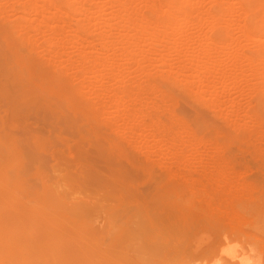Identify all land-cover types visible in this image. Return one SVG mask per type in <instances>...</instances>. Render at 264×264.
Instances as JSON below:
<instances>
[{
	"label": "rangeland",
	"instance_id": "rangeland-1",
	"mask_svg": "<svg viewBox=\"0 0 264 264\" xmlns=\"http://www.w3.org/2000/svg\"><path fill=\"white\" fill-rule=\"evenodd\" d=\"M3 1L4 0H0L2 7L5 8L3 9L1 7V12L2 10L5 11L0 14V138L14 149L13 164L9 170V172H11L9 174L12 178L13 187L18 193V202H20V205L18 211L15 209L13 210V221L14 224L18 223L21 225L22 237L32 241H39L41 239H47L48 237L53 238L59 247L71 254L68 255V257L73 260V264L74 262H76V264H81L83 261L89 264H133L132 262H135V264H264V96L260 95V98V93L254 92L255 88H253V85L261 78L259 73H257V75L259 74L258 76L260 78H256L258 80L255 79L257 76L254 78L251 76L255 65L245 64L248 63L245 57L256 55L258 51L260 52V45L264 47L262 44L264 42L261 41L259 45V42H256V44L252 40H243L240 37L241 29L238 28H240L244 21L243 16L241 15L240 17L238 11L240 7L238 5L240 4L236 0L221 1L220 4L222 5L220 7L223 6V13L226 10V6L229 5L233 7V10L228 13L225 12L223 15L221 14V18L218 17V19L220 18L222 20L219 19L220 22L218 25L221 24V26H219L221 29L219 34L216 35V32L209 30V23H211V21H209L210 18L208 17L209 20H207L208 18L206 17V20L204 18L208 12L214 10V0H201L202 2H200V0H191L193 1L191 3L194 4L189 6V4H191L189 3L186 6L187 10L192 14L191 17H188L190 22L188 21L189 23L186 22L183 24L180 30L177 28L179 30H177V32L179 33L176 32L174 34V31H176L174 28V31L173 29H167V36L169 39H167L168 37L166 36L168 41H165L164 38L165 42H161L159 34H161L162 37L165 35V33H163L165 32L163 31V27V29H160L161 27L156 28V31L159 30L162 32L158 34L159 31H155L156 33H154L156 35L158 34L157 37L153 33L155 29L153 31L151 29L144 30L140 32L139 35L137 31L135 33L134 29L131 27L134 21L139 22L137 18L140 19L141 17L140 21L146 20V17L143 16L147 15V9H145L144 2H140V0H135V2H132L133 0L126 1L130 4V7L126 4L130 10L139 13V16H131L133 17L131 18L132 23L129 19L117 18V20L113 17L115 11L119 13H121V11L115 10L112 6L109 8L110 4L107 3L110 2V0H85L86 3L84 0H79L84 2V6H87L85 7L86 11L83 10L81 15L79 13L76 15L74 14L75 18H73V15H68L72 18L71 20L67 19L69 18L67 16L66 19L69 20V22L71 21L70 24L72 23L73 25L77 23L75 22L77 21L76 19H80L83 24L86 23L85 27H88L87 31L84 30V32L91 30L89 32L92 33H81V31L74 32L75 37H79L77 34L81 33L80 38L77 39L73 36L74 33L69 26H65L66 28L68 27L67 29L63 27L67 34L65 32L61 35L58 30L60 27L62 28V22L56 24L55 21L52 24V28H54L55 31L57 30L56 32H59L61 36L57 34L58 36L54 35L51 37L48 29L45 26V28H43V26L41 28V24L39 25V23L36 25L40 26V30L32 32L34 26H36L35 23L39 22L38 20H40V18H37V20L34 19L36 22L33 20V27H31V29L30 27H25L26 29L22 28L19 24V19H17L22 12L15 9L14 0H6L7 2ZM25 1L26 0H20V2ZM152 1L155 4H160V6L154 4V9L156 10L157 7H159L161 13L162 0H156V2L155 0ZM99 5L100 7L97 8ZM9 6L10 8H8ZM159 8L157 9V13H159ZM188 8H193L192 13ZM201 12H205L206 14H201ZM101 14H104L103 16L105 18L103 17V19L105 20L111 16V19H114L104 20L105 23H102ZM116 15V17H118V13ZM30 16L33 17V14ZM15 17H17V20L14 19ZM72 19H75L73 20L75 23ZM11 20H13L12 25L15 24L16 26L10 27ZM121 20L125 23L124 25H121L123 24L121 22V24L119 23ZM107 21L110 22L107 23ZM7 22L9 25H6ZM65 22L64 25H69V22ZM130 23L131 25H128ZM54 24L58 25L59 28L56 26V29ZM108 24H110L111 27ZM73 25H70V27H75ZM222 26L227 30L224 31ZM8 27L10 28L8 29ZM11 28L12 30L10 31ZM13 28H15V31ZM129 29H133L131 30L132 33L128 32L130 31ZM13 31L15 33L18 31V33H14V35ZM169 31H173V34ZM34 33L37 34L38 37L35 36ZM133 33L136 36L139 35L137 37H140V39L143 37L141 39L143 42H141L140 39L138 40L136 36L134 37ZM212 33H214V35ZM221 33L226 35L229 34L226 36ZM17 34H19L20 38H18ZM99 34L103 37L102 46H100L102 37ZM207 36L212 37L216 42H218V38L224 40L226 37L224 40L225 44L220 40V44L216 46L220 48H216V44L214 46L212 44V47L206 48L203 41L206 40L205 38H208ZM43 37L45 38L44 41ZM46 37L51 38L54 42H56L55 40L58 41V43L56 42L58 47L54 46L56 47L55 50L53 49L54 47L52 48L54 53L52 52L51 54L50 52L51 56H49V50L47 51L48 53L46 52L47 47H42L43 42L45 43H43L44 45H47L48 38L46 39ZM58 37H62L60 39L61 43ZM149 37L150 39H154V37L157 39L159 38L161 43L156 39L157 42L154 41L153 44H150L151 46L147 44L149 40H147L146 43L148 46L143 45L145 44L144 38ZM21 38L24 39L22 40L23 43L20 40ZM135 38H137L138 41ZM196 38L198 41H196ZM200 38H202L201 41L199 40ZM6 39L10 41H6ZM75 39L82 40L76 41ZM112 39H115V43ZM262 39L264 40V38ZM73 40H75V42H73ZM120 40L123 44H126H124L125 47L120 43ZM174 40L177 41L175 43L180 41V45L178 44L179 47L176 49H170V47H173L170 43H172L171 41L174 42ZM32 41L37 45L33 43L34 45L32 46ZM104 41H106V43L110 41L112 42L111 44L115 46L110 45L108 49L107 47L103 49ZM199 41L201 43L203 42L202 44H204V46H201ZM116 42L118 44H116ZM195 42H197V44L200 43L199 46H197ZM59 43L61 45H59ZM98 45L103 48L98 47ZM127 45L129 49L126 47ZM133 45H137V48H133ZM75 46L77 48H75ZM78 46L80 47L79 50L82 51L84 48L83 51L89 52L90 57H92V54L94 55L92 58L97 57V59H99L98 62H102L101 66L104 65L105 62L110 63L109 65L111 67L108 68L109 70L107 69L108 72L103 70L100 64L93 65V62L96 61L95 58V60L92 59L93 61H87L84 64L85 67H77L76 64L78 63L76 62L79 60L78 62L80 63L81 59V56H79L81 51L78 53ZM227 46L228 48H226ZM204 47L212 51H207ZM213 47L218 51H215ZM263 47L261 48L262 50ZM52 49H50V51ZM117 49L119 53L116 51ZM120 49H122L121 53ZM125 49L129 51L132 50L133 52L126 51ZM142 49H144L143 54L141 53L143 51ZM123 50H125L124 52L126 53H123ZM203 50H206V55H204ZM56 51L59 52L60 55H58ZM225 51L227 53H225ZM16 52L22 53L24 57L23 62L16 60ZM176 53L178 55H176ZM53 54L56 55L54 56ZM124 54L131 56L128 57ZM132 55H134V61ZM160 55H163V62H165L164 64L166 65L162 63ZM59 56L62 57V59L67 57L66 59L70 67L67 62L65 61L64 63V60L62 61ZM77 56L80 58H77ZM75 57L77 61H75ZM120 57L122 59H119ZM141 57L143 60L140 59ZM68 58H70L71 63ZM71 58L74 59V61ZM47 59H49L48 64H46L48 62ZM59 59L62 62H59ZM207 59L208 63L206 62L205 64L204 62ZM216 59L219 61H215ZM155 60H157V62H155ZM151 61H153V63ZM201 62L205 65L209 64L211 70L209 69L207 74H205V72L197 77L199 73L198 70L201 69L199 67ZM217 62L219 63L217 64ZM260 64L261 66L263 65L262 63ZM260 64H256L254 68L260 67L262 70L263 66H259ZM144 65L147 70L145 68L142 70ZM73 66L79 69L82 68L83 72H90L89 74L86 72L84 73L86 76L84 74L82 76V72L79 73L81 69L79 70ZM247 66L253 70H249ZM92 67H95L94 69H96V72ZM230 68H232V70H230ZM257 68L254 72L260 71V69ZM24 69H26V71H24ZM97 70L100 71V73L97 72ZM90 73L94 76H97L99 73L98 76L100 77L97 76L93 78ZM159 73H166L170 76L173 75L175 80L177 79L176 82L179 83L171 85V81H167V79L164 80L167 76L165 75L166 77L164 76L163 78ZM102 74L104 76H102ZM151 74L154 75V77L152 76L153 78H150ZM87 76H91L90 82L88 81V83L85 80ZM172 77H169V79L174 81ZM45 79H48L47 83ZM116 79H119L118 81H121V83H118ZM262 79L264 78H261L260 81ZM84 80L86 82H84ZM91 81L96 82V84L91 85L94 91L88 88V90H90V93L88 91L89 95L95 96L97 94H95V92L103 93L108 87L107 91H105V94L108 93L107 97L103 96L105 95L104 93L101 96L103 99L105 97V102L110 101V99L112 100L114 95H120L125 88L128 90L130 87V92L135 90L136 92H134L138 94L137 97L134 93L137 98L126 90L123 95L124 98L126 95H128V97H133L130 98L131 102H134L136 105H130L131 109H129V106L127 108L132 114L134 112L138 115V113H140V111H138L140 110L138 104L142 106L140 108L144 116H142L145 123L143 126L144 129L132 127L135 122L137 123V120L139 121V115L141 116V114L138 116H134L133 114L131 116L133 121L129 120V124L124 123L125 125L123 126L126 127L122 129L121 124L123 122L120 118L118 119L115 117L117 114L111 103L109 104L108 102L109 105H106L104 100L99 98L100 96L97 97L103 100L104 105H106L104 107L102 101H99L96 96L99 102L95 100V97L91 98L92 96L88 97L89 100H87L85 97L88 94L86 93L85 95L84 93L87 92L86 87H90ZM115 81L118 86L115 84ZM30 83H33L36 87L34 88ZM79 84L81 86L87 84V86H85L84 89L83 87L81 88ZM260 84L261 83L258 82L259 86ZM113 85L118 88L120 86H125V88L120 87L122 90L120 88L117 90L118 88H114ZM263 85L264 83L261 87H258L264 88ZM101 87L103 89L105 87V89L103 90ZM76 88H81L82 90L80 89L78 92H81L82 95V91H84L83 94L85 96L80 95V97L77 95L78 93L75 94ZM97 88H100V90ZM110 88L113 90L110 91ZM26 89L32 90L33 94H28L26 96L24 94ZM114 89L118 91V94L113 93L112 95ZM138 89L139 91L137 92ZM256 89L258 88L256 87ZM140 91L142 92V96L140 95ZM110 93L111 95H109ZM109 96H112V98H109ZM128 97H126V100H128ZM90 98L96 101L95 104L97 103L98 105L94 107L95 104L90 102ZM134 98H136V102ZM257 99L259 100L257 101ZM198 100L199 102H197ZM89 102L91 105L88 106ZM111 105L113 108H111ZM155 105L159 110L154 107ZM85 106L88 109H86ZM90 106H93L92 109ZM132 107L135 108L132 110ZM101 108L107 116L109 115V119L112 117L116 120L111 122V120L113 121V119H111L109 123H107L109 120L107 117L105 118L107 121L103 122V118L106 117V115L103 113V110L101 111ZM127 109L124 111L127 112ZM90 110L94 111L93 113L96 112V114L98 112L101 117L104 115L103 118L97 117L99 115L96 114V116L94 114V116L91 115L92 111ZM113 110L114 113L112 112ZM134 110L137 111L135 112ZM230 110L232 111L231 113ZM121 111L123 114V109ZM100 112L102 113L100 114ZM170 112H172V114ZM252 113H255V115ZM122 114L120 113V115ZM110 122L113 126L108 125L111 124ZM157 122H159L160 125L157 124ZM157 127H159L160 130L155 129ZM166 127L168 128L167 131L169 132L167 133L170 134V137H166L167 133L165 132L164 134V132H162L164 131L162 129H166ZM159 132L163 134V137ZM151 133L162 143L155 146L154 140L149 136ZM175 134L178 138L180 135V144L178 142L174 145L175 148H168L172 141L171 135ZM176 136H174V138ZM164 138L167 142H165L166 140H164ZM213 147L218 148L216 155L220 163L216 160V163H212V161L207 164L209 160H207L205 156L209 157L210 155L208 154L214 152V150H212ZM174 149L179 153H182L180 150L183 149L186 151H183V153L187 154V158L182 160V164L173 159L171 154L176 152ZM166 154L169 155L167 156ZM198 155L200 157L202 155L204 156L200 159ZM197 156L199 158L198 160L196 158ZM204 157L205 159H203ZM179 164L185 165L186 167L184 168L186 169H182ZM210 164L213 167H211ZM207 165H210L209 170L213 171V173L215 170L214 174H211L212 172L209 173L207 167H205ZM220 165H224L223 167L226 166L224 170L227 168V173L223 171V167ZM188 168L190 171H188ZM212 168L215 169L211 170ZM218 169H220L221 172L216 171ZM181 170H183V174H181ZM203 171L206 172L205 174H211V177L213 176L214 178L208 175L205 176ZM25 172L27 174H24ZM187 172H191V175ZM216 172H218V175L219 173L222 174V172L224 174H220L221 179L218 176L215 182ZM228 172L232 174L229 175ZM235 175L236 177H233ZM223 176L226 178L228 176L230 181L233 180L234 191L238 201H236L237 199H231L233 191L230 192L232 193V195H229L230 197H227L224 193L219 191L220 194L217 191L218 188L215 192L216 194L214 191H210L215 188L216 185L214 184H219L220 180V185H222ZM202 179L206 180V182L207 179L210 182L213 179L212 182L215 183H209L214 186L211 187L208 182L206 183ZM247 184L248 186L246 187L245 185ZM199 189H205L206 191L204 190L201 194V192H199L201 190ZM193 192H199V197L196 196L198 193L194 195ZM206 192H208L207 194L210 195L211 198L213 194H215L216 197L215 195L213 197L216 202L213 198V200L211 199L210 201L208 195L204 196ZM217 192L219 193L218 197L220 195L222 197L225 195L226 199L229 198V202H227L224 197L223 199H221V196L217 198ZM201 196H204V198ZM212 201H214L216 205L218 204V206ZM225 201L228 207L222 203ZM209 204H211L210 207L212 205L215 207H212L214 210L208 209ZM216 207L218 208L216 209ZM243 207L245 209L243 212L244 214L241 212L243 211ZM49 208L51 210H49ZM228 209H230V211L233 210V212L235 211L236 215L240 213L237 216H239L242 222L240 220L238 223L237 220H239V218L233 214V212H229ZM226 211L229 216H231L230 213L234 215L231 216L234 219H232V222L229 221L231 217H227L228 215L226 216ZM246 212H248V214ZM246 217H248V219ZM115 225L117 226L116 228H114ZM135 238H138L137 240H139V243L135 241ZM132 244L134 245L132 246ZM39 246L40 244L36 245L35 249L40 250L41 248H39ZM90 252L91 254H89ZM231 255L235 256L231 258ZM240 255L248 261L246 263H241L243 259H238ZM234 258L237 262L234 261Z\"/></svg>",
	"mask_w": 264,
	"mask_h": 264
},
{
	"label": "bare ground",
	"instance_id": "bare-ground-1",
	"mask_svg": "<svg viewBox=\"0 0 264 264\" xmlns=\"http://www.w3.org/2000/svg\"><path fill=\"white\" fill-rule=\"evenodd\" d=\"M5 2H7L6 0H4ZM3 1V2H4ZM22 1V0H21ZM127 0H110V2H108L107 4H110L109 5V8H111V6L112 7H114V9L115 10H120L121 11V13H119V12H117V11H115V13H114V16L113 17H115L116 19L117 18H124V19H129V20H131V23H132V19L131 18H133V17H131L132 15H138L139 16V13L137 12V11H132V10H130L128 7H127V5H129V7H130V4H128L127 2H126ZM129 1V0H128ZM130 1H132V0H130ZM139 1V0H138ZM221 1L222 0H214V5H215V8H214V10L212 11V12H208L207 13V15H205L204 16V18L206 17V18H210V20H209V18L207 19V20H209V21H211V23H209L210 24V28H209V26H208V28H209V30L210 31H212V32H216V35L217 34H219V32H220V29H221V27H219V26H221V24L220 25H218V23L220 22V20H222V19H220L221 18V14L223 15L225 12H229V11H231V10H233V7L231 6V5H229V6H226V10L224 11V13H223V11H222V7H220L222 4H220L221 3ZM240 5H238V6H240L239 7V14H240V17H241V15L243 16V18H244V21H243V23H242V25L240 26V28H238V29H241V35H240V37L244 40V39H249V40H252L254 43H258L259 45H260V42L261 41H263L264 42V40L262 39V38H264V21H262V20H264V0H236ZM26 2V3H25ZM25 2H20V0H14V4H15V9H18V10H20L22 13H21V15H19V18H17V17H15L14 19H19V24L21 25V27L22 28H25V27H30V29H31V27H33V25H32V22H33V20L34 19H36L37 20V18H40V20H38L39 22H36L35 20H34V22H36L35 23V25L37 24V23H39V25L41 24V28H42V26H43V28H47L48 29V32H49V34H50V36L52 37V36H56L57 34H59V32H56L55 31V29L54 28H52V24L56 21V24L59 22V24L62 22V28L60 27V29L58 30V31H60V33H61V35L62 34H64L66 31H64V28L63 27H65V26H69V28L71 29V31H73V33L74 32H77V31H81V33L83 32V33H85L86 31H87V28L85 27L86 25V23L85 24H83V22L80 20V19H76L77 21H75V22H77V23H75L73 20H75V19H72V21L75 23V25H73L72 23L70 24V22H69V20H67V19H70L71 20V18L69 17V16H71V15H73V18H75L74 17V14L76 15L77 13H79L80 15L83 13L82 11L84 10V11H86V9H85V7H87V6H84V2H85V0H84V2L82 1H79V0H26ZM96 2V1H95ZM102 2V1H101ZM104 2V1H103ZM106 2V1H105ZM132 2H135V0H133ZM140 2H144L143 4H145V9H147V15L146 16H143V17H146L145 19L146 20H141L140 21V19H141V17H140V19L139 18H137L138 20H139V22H135L134 21V23H132V25H131V23L130 24H128V25H131V27L134 29V32L136 33V31H137V33L139 34L140 32H143L144 30H148V29H151L152 31H153V33L156 31V28H160V29H163L164 28V30L163 31H165V32H163V33H165V35L162 37L161 36V34H159V33H162V32H160L159 30H157V31H159L158 32V34H159V36L161 37V42H165L167 39H169V37L167 36V29H175L176 31H174V29H173V31H174V34L177 32V28H179V30H180V27L183 25V24H185L186 22L187 23H189L190 21L188 20V17L190 16L191 17V15L192 14H190V12L187 10V4H189V3H191V2H193V1H191V0H162V10H161V13H160V8L159 7H157V9L159 8V13H157L158 11H157V9L155 10L154 8V6L157 4H155V3H153V1L152 0H140ZM155 2H156V0H155ZM200 2H202L201 0H200ZM86 3V2H85ZM98 3V2H97ZM100 3V2H99ZM151 3V4H150ZM197 3V2H196ZM223 3H225V2H223ZM237 3V4H238ZM103 4V3H102ZM127 4V5H126ZM155 4V5H154ZM192 4H194V3H191V4H189V6H191ZM6 5V4H5ZM158 6H160V4L158 3L157 4ZM198 5V4H197ZM103 6V5H102ZM107 6V5H106ZM188 6V7H189ZM196 6V5H195ZM1 7H2V3H0V12H1ZM89 7V6H88ZM100 7V5L99 6H97V8H99ZM3 8V7H2ZM8 8H10V6L8 7ZM94 8V7H93ZM117 8V9H116ZM3 9H5V8H3ZM190 11H191V13H192V9L191 8H188ZM91 10V9H90ZM5 10H2V12L0 13V14H2L3 12H4ZM89 11V10H88ZM113 11V10H112ZM111 11V12H112ZM222 11V12H221ZM96 12H97V10H96ZM110 12V13H111ZM114 12V11H113ZM113 12H112V14H113ZM141 12V11H140ZM207 12V11H206ZM8 13V12H7ZM90 13V12H89ZM118 13V17H116L117 14ZM198 13H200V12H198ZM202 13H205V12H201V14ZM31 14H33V17L32 16H30ZM88 14V13H87ZM141 14V13H140ZM206 14V13H205ZM69 15V16H68ZM84 15V14H83ZM89 15V14H88ZM104 15V14H103ZM102 14H101V21H102V23L104 22L105 23V21L106 20H110L111 19V17L110 18H107L106 20L105 19H103V16ZM106 15V14H105ZM110 15V14H109ZM158 15V16H157ZM204 15V14H203ZM218 15H220V16H218ZM40 16V17H39ZM69 17V18H67L66 19V17ZM85 16V15H84ZM92 16V15H91ZM155 16H157V17H155ZM199 16V15H198ZM32 17V18H31ZM100 17V16H99ZM218 17H220L219 19H218ZM223 17V16H222ZM224 17H225V15H224ZM65 20H64V19ZM105 18V17H104ZM154 18H155V20H154ZM157 18V19H156ZM206 18H205V20H206ZM16 19V20H17ZM92 19V18H91ZM96 19V18H95ZM103 19V20H102ZM114 18H112L111 20H113ZM123 19V20H124ZM134 19H136V18H134ZM190 19V18H189ZM201 19V18H200ZM61 20V21H60ZM84 20V19H83ZM88 20V19H87ZM99 20V19H98ZM105 20V21H104ZM118 20V19H117ZM13 20H11V26L10 27H13L14 25H12L13 24V22H12ZM65 21H67V22H69V25H64V23H66ZM85 21V20H84ZM100 21V20H99ZM137 21V20H136ZM189 21V22H188ZM194 21V20H193ZM208 21V22H209ZM242 21V20H241ZM93 22V21H92ZM110 22V21H109ZM108 21H107V23H109ZM123 23L122 22V20L121 21H119V23ZM124 22H126V21H124ZM207 22V21H206ZM223 22V21H222ZM10 23V22H9ZM14 23H15V21H14ZM106 23V24H107ZM115 23V22H114ZM120 23V24H121ZM128 23V22H127ZM100 24V23H99ZM106 24H104V25H106ZM125 23H123V24H121V25H124ZM193 24V23H192ZM195 24V23H194ZM224 24V23H223ZM226 24V23H225ZM6 25H9L8 24V22H7V24ZM39 25H36V26H39ZM70 25H73V26H75V27H73L72 28V26L70 27ZM77 25V26H76ZM88 25H90V24H88ZM108 25H110V24H108ZM16 26V25H15ZM36 26H34V28H33V31L32 32H35L36 30L38 31V30H40L39 28H40V26L39 27H36ZM45 26V27H44ZM54 26H55V28L57 29V27L56 26H58V25H55L54 24ZM107 26V25H106ZM113 26V25H112ZM185 26V25H184ZM226 26V25H225ZM10 27H8V29L10 28ZM103 27V26H102ZM110 27H111V25H110ZM109 27V28H110ZM126 27V26H125ZM130 27V26H129ZM163 27V28H162ZM198 27V26H197ZM223 27V26H222ZM36 28V29H35ZM58 28H59V26H58ZM68 28V27H67ZM66 27H65V29H67ZM91 28V27H90ZM97 28V27H96ZM108 28V27H107ZM123 28V27H122ZM224 28V27H223ZM15 28H13V30H14ZM26 29V28H25ZM35 29V30H34ZM133 29H131V30H133ZM12 30V28L10 29V31ZM84 30H86L85 32H84ZM113 30V29H112ZM120 30V29H119ZM130 30V29H129ZM128 31V32H131L132 33V31ZM178 30V31H179ZM223 30V29H222ZM225 30H227V29H225L224 28V31ZM230 30V29H229ZM15 31V30H14ZM13 31V34L15 33ZM63 33H62V32ZM89 31H91V30H89ZM86 32L87 34L88 33H92V32ZM94 31V30H93ZM156 31V32H157ZM173 31H169V32H172V34H173ZM97 32H99V31H97ZM100 32H102V31H100ZM155 32V33H156ZM231 32V31H230ZM16 33H18V31L16 32ZM15 33V34H16ZM81 33H79V34H77V35H79V37H75V33H74V37L77 39V38H80V34ZM144 33H146V32H144ZM154 33V34H155ZM177 33H179V32H177ZM225 33V32H224ZM224 33H221V34H224ZM14 34V35H15ZM35 34V33H34ZM48 34V35H49ZM66 34H67V32H66ZM65 34V35H66ZM141 34H143V33H141ZM157 34V35H158ZM213 35H214V33H212ZM229 34V33H228ZM227 34V35H228ZM18 35V38H20V36H19V34H17ZM30 35V34H29ZM60 34H59V36H61ZM100 36H101V34H99ZM98 35V36H99ZM131 35V34H130ZM133 35H134V33H133ZM140 35V34H139ZM139 35H137V36H139ZM144 35H146V34H144ZM149 35H151V34H149ZM156 35V34H155ZM157 35H156V37H157ZM168 35H171V34H168ZM216 35H215V37H216ZM224 35H226V34H224ZM226 35V36H227ZM35 36H37V34H35ZM46 36V35H45ZM58 36V35H57ZM68 36V35H67ZM115 36H117V35H115ZM119 36V35H118ZM126 36H127V34H126ZM136 35H134V37H135ZM136 36V37H137ZM142 36V35H141ZM147 36V35H146ZM166 36L168 37L167 39H166ZM258 36V37H257ZM14 37V36H13ZM38 37V36H37ZM42 37V36H41ZM64 37V36H63ZM84 37V36H83ZM102 37V36H101ZM134 37H133V39H134ZM156 37H154V39H150V37L149 38H144L145 39V41H144V43L145 44H143V45H146V43H147V40H149V42L147 43L148 45H150V44H153L154 43V41H156ZM171 37V36H170ZM208 37V36H207ZM218 37V36H217ZM32 38V37H31ZM44 38V37H43ZM48 37H46V39H47ZM55 38V37H54ZM59 38V37H58ZM62 38V37H61ZM61 38H59V42H60V39ZM85 38V37H84ZM106 38V37H105ZM105 38H104V40H105ZM118 38V37H117ZM130 38V37H129ZM131 38H132V35H131ZM138 38V40L140 39V37H137ZM137 38H135L136 40H137ZM143 38V37H142ZM141 38V39H142ZM153 38V37H152ZM162 38H163V40H162ZM164 38H165V41H164ZM172 38V37H171ZM228 38H229V36H228ZM228 38H227V43H228ZM35 39H36V37H35ZM34 39V40H35ZM41 39V38H40ZM39 39V40H40ZM50 39V40H49ZM73 39V38H72ZM71 39V40H72ZM75 39V40H76ZM116 39V38H115ZM115 39L113 40L112 39V41L115 43ZM140 39V40H141ZM173 39V38H172ZM178 39V38H177ZM197 39V38H196ZM195 39V40H196ZM206 39V40H205ZM204 40L205 41H203L204 42V44H205V47L206 48H210V47H212L211 45L213 44V46L215 45V47L217 46V45H219L220 44V40H221V38L219 39H217L218 40V42H216V40H214L212 37H208V38H205ZM225 39H226V37H225ZM224 39V40H225ZM231 39H233V38H231ZM230 39V40H231ZM9 39H6V41H8ZM21 40V42L23 43V41L22 40H24V39H20ZM45 40V38L43 39V41ZM75 40H73V42H75ZM79 40V39H78ZM78 40H76V41H78ZM80 40H82V39H80ZM79 40V41H80ZM101 40V39H100ZM107 40V39H106ZM109 40V39H108ZM135 40V41H136ZM137 40V41H138ZM157 40H159V42H160V39L158 38ZM193 40V39H192ZM194 40V41H195ZM200 41L202 40V38H200L199 39ZM224 40H221V41H223L222 43L223 44H225L224 43ZM10 41V40H9ZM19 41V40H18ZM17 41V42H18ZM57 43H58V41L57 40H55ZM111 41V40H110ZM107 42L106 43V41H104L105 43H106V45H105V43H104V45H103V47H100V46H102V44L101 43H103V37H102V42L100 41V46L98 45V47H100V48H103V49H106V47H107V49H108V46H110V45H113V44H111L112 42ZM128 41V40H127ZM134 41V42H135ZM168 41V40H167ZM196 41H198V39L196 40ZM199 41V42H200ZM247 41V40H246ZM252 41H251V43H252ZM46 42V41H45ZM56 42H54L51 38H48V42H47V45H44L42 42H40V43H42V47L44 46V47H47L46 48V52L48 51L49 52V56H51L50 55V52H51V54H52V52H53V49L55 50V48L56 47H58L57 45V43ZM69 42H71V41H69ZM72 42V43H73ZM118 42V41H117ZM116 42V44H118ZM141 42H143L142 40H141ZM157 42V41H156ZM160 42V43H161ZM172 43H170V42H168V43H170V44H172L173 45V47H170V49L171 48H173V49H176V48H178L179 47V45H180V41L178 42V43H175V42H177L176 40H174V42L173 41H171ZM202 42V43H203ZM226 42V41H225ZM234 42V41H233ZM248 42V41H247ZM34 43V41H32V46L35 44H33ZM37 43V42H36ZM61 43V42H60ZM59 43V45H61ZM62 43H64V42H62ZM77 43V42H76ZM120 43H122L123 44V42L120 40ZM119 43V44H120ZM126 43H129V42H126ZM132 43V42H131ZM136 43V42H135ZM135 43H133V44H135ZM196 44H197V42H195ZM201 43V42H200ZM200 43H198L197 44V46H199V44ZM200 44L201 46L203 45L204 46V44ZM218 43V44H217ZM226 43V44H227ZM256 43V44H257ZM21 44V43H20ZM57 44V45H56ZM79 44V43H78ZM125 44V43H124ZM124 44H123V46H124ZM137 44H138V42H137ZM175 44V45H174ZM178 46H177V45ZM263 45H264V43H262ZM27 45V44H26ZM31 45V44H30ZM29 45V46H30ZM35 45H37V44H35ZM80 45V44H79ZM95 45V44H94ZM126 45V44H125ZM132 45V44H131ZM148 45H146V46H148ZM156 45V44H155ZM181 45H182V42H181ZM31 46V47H32ZM54 46H56V47H54ZM77 46V45H76ZM75 46V48H77ZM81 46V45H80ZM88 46V45H87ZM90 46V45H89ZM113 46H115V45H113ZM130 46V45H129ZM137 46V45H136ZM136 46H134L133 45V48L135 47V49L137 48ZM141 46V45H140ZM140 46H138V47H140ZM146 46H144V47H146ZM151 46V45H150ZM164 46V45H163ZM170 46V45H169ZM232 46V45H231ZM261 47H260V52L258 53H256V55H250V56H244L243 54V56L246 58V61L248 62V63H245V64H250V65H255L256 66V64H260V63H262L263 65V67L261 66V64L259 65V66H261L263 69L261 70V68L259 67V68H257V69H260V71L258 72H254V71H256L255 69L256 68H254L253 67V69H250V67L249 66H247V68L249 69V70H253V73H252V75L251 76H253L252 78H254L255 76H257V77H255V79L256 78H258L259 76L261 77V78H264V47L262 46V45H260ZM22 47V46H21ZM54 47V48H53ZM64 47V46H63ZM69 47V46H68ZM79 47V46H78ZM83 47V46H82ZM92 47V46H91ZM112 47V46H111ZM125 47V46H124ZM126 47H128V45L126 46ZM204 47V48H205ZM215 47H213L214 48V50H215ZM219 47V46H218ZM218 47H216V48H218ZM263 47V50L261 49ZM24 48V47H23ZM30 48V47H29ZM53 48V49H52ZM117 48V47H116ZM115 48V49H116ZM205 48V49H206ZM220 48V47H219ZM226 48H228V46L226 47ZM231 48V47H230ZM258 48V47H257ZM42 49V48H41ZM50 49H52L51 51H50ZM80 49V47L78 48V50ZM86 49V48H85ZM102 49V50H103ZM128 49H129V47H128ZM132 49V48H131ZM140 49V48H139ZM138 49V50H139ZM259 49V48H258ZM257 49V50H258ZM26 50V49H25ZM30 50V49H29ZM43 50V49H42ZM75 50V49H74ZM77 50V49H76ZM75 50V51H76ZM77 50V51H78ZM84 50V48L82 49V51L81 50H79L78 51V53L81 51V54H79V56H81V59H80V63L77 61V58H80V57H78L77 56V58L75 57V61H77L76 63H78V64H76L75 62H73V63H75L76 64V66L78 67H85L84 66V64L87 62V61H89L90 62V60H95L96 59V61H94L93 63V65L95 66V65H99L100 64V66H101V64H102V62H98L99 61V59H97V57H94V58H92L94 55L92 54L91 56L92 57H90L89 55V52H85V51H83ZM97 50V49H96ZM121 51H120V53L122 52V49H120ZM126 50V49H125ZM125 50H123V53H126V52H124ZM143 51L141 52V51H139V52H141L142 54H143V52H144V49H142ZM207 51H209V50H211V49H206ZM206 50L204 51L203 50V52H204V55H206ZM220 50V49H219ZM256 50V51H257ZM44 51V50H43ZM91 51H92V49H91ZM117 52L119 51L118 49L116 50ZM126 51H129V50H126ZM130 51H132V50H130ZM129 51V52H130ZM212 51V50H211ZM215 51H218V50H215ZM24 52V51H23ZM47 52V53H48ZM93 52V51H92ZM96 52H98V51H96ZM133 52V51H132ZM131 52V53H132ZM152 52V51H151ZM231 52V51H230ZM25 53V52H24ZM27 53V52H26ZM35 53V52H34ZM54 53V52H53ZM56 53H58V55H60L59 54V52H57L56 51ZM77 53V54H78ZM108 53V52H107ZM119 53V52H118ZM122 53V54H123ZM135 53V52H134ZM180 53V52H179ZM192 53V52H191ZM202 53V52H201ZM221 53H222V51H221ZM225 53H227L226 51H225ZM229 53V52H228ZM235 53V52H234ZM145 54V53H144ZM189 54V53H188ZM203 54V53H202ZM216 54V53H215ZM223 54V53H222ZM36 55H37V53H36ZM54 55V54H53ZM56 55V54H55ZM54 55V56H55ZM73 55V54H72ZM125 55V54H124ZM127 56H128V54H126ZM125 55V56H126ZM135 55V54H134ZM134 55H132L133 56V61L135 60L134 59ZM150 55V54H149ZM154 55V54H153ZM156 55V54H155ZM164 55V54H163ZM163 55H160L161 56V61H162V63L164 64L165 62H163L164 61V57H163ZM176 55H178L177 53H176ZM183 55V54H182ZM203 55V56H204ZM219 55V54H218ZM16 60H19V61H21V62H23V55H22V53H20V52H16ZM131 55H129L128 57H130ZM138 56H139V54H138ZM142 56V55H141ZM225 56V55H224ZM229 56V55H228ZM45 57V56H44ZM60 57V56H59ZM70 57V56H69ZM73 57V56H72ZM122 57V56H121ZM119 58V59H122V58ZM136 57H137V55H136ZM150 57V56H149ZM156 57V56H155ZM166 57V56H165ZM175 57H177V56H175ZM190 57H192V56H190ZM200 57V56H199ZM242 57V56H241ZM7 58V57H6ZM48 58V57H47ZM61 58V60L65 63V61L67 62V64H68V66L70 67V65H69V63H68V61H67V57L64 59H62V57H60ZM146 58H147V55H146ZM198 58V57H197ZM205 58V57H204ZM221 58V57H220ZM25 59H27V58H25ZM69 59V61H70V63H71V60H70V58H68ZM72 59V58H71ZM129 59V58H128ZM132 59H130V60H132ZM141 60H143V58L141 57L140 58ZM159 59H160V57H159ZM191 59V58H190ZM201 59V58H200ZM199 59V60H200ZM206 59V58H205ZM232 59H233V56H232ZM11 60V59H10ZM48 60V62L46 63V64H48L49 63V59H47ZM60 59H59V62L61 61ZM73 61H74V59H72ZM92 60V61H93ZM105 60V59H104ZM138 60V59H137ZM141 60H139V61H141ZM144 60H145V57H144ZM153 60V59H152ZM192 60V59H191ZM27 61V60H26ZM61 61V62H62ZM92 61H91V64H92ZM108 61V60H107ZM150 61V60H149ZM166 61V60H165ZM196 61V60H195ZM215 61H219V60H215ZM214 61V62H215ZM235 61V60H234ZM50 62H51V60H50ZM58 62V61H57ZM132 62V61H131ZM137 62V61H136ZM142 62V61H141ZM145 62V61H144ZM143 62V63H144ZM152 63H153V61H151ZM150 62V63H151ZM155 62H157V60H155ZM154 62V63H155ZM159 62V61H158ZM183 62V61H182ZM200 62V61H199ZM206 62L208 63V59L207 60H205V64H206ZM221 62V61H220ZM236 62V61H235ZM241 62V61H240ZM43 63V62H42ZM64 63H63V65H64ZM72 63V64H73ZM96 63V64H95ZM112 63V62H111ZM143 63H141V64H143ZM187 63V62H186ZM189 63V62H188ZM196 63V62H195ZM219 62H217V64H218ZM227 63V62H226ZM225 63V64H226ZM238 63V62H237ZM56 64V63H55ZM54 64V65H55ZM72 64H71V67H72ZM74 64V65H75ZM88 64H90V63H88ZM110 63H107V62H105L104 63V65H102L101 67L103 68V70H106L107 72H108V68L109 67H111L110 65H109ZM185 64V63H184ZM201 64H203V62H201ZM200 64V65H201ZM205 64H203L202 66H200L199 65V67L201 68H198V69H200V70H198V75H197V77L198 76H200L201 74H203V73H205V74H207V72H209V69L211 70V68H209V64H207V65H205ZM232 64V63H231ZM61 65H62V63H61ZM87 65V64H86ZM92 65V66H93ZM159 65H162V64H159ZM164 65H166V64H164ZM164 65H162V66H164ZM193 65V64H192ZM216 65V64H215ZM52 66V65H51ZM57 66V65H56ZM60 66V65H59ZM65 66V65H64ZM76 66H73V67H75V68H77ZM88 66V65H87ZM86 66V67H87ZM153 66V65H152ZM156 66V65H155ZM168 66V65H167ZM217 66V65H216ZM224 66V65H223ZM241 66V65H240ZM25 67V66H24ZM61 67H63V66H61ZM140 67V66H139ZM165 67V66H164ZM219 67V66H218ZM221 67V66H220ZM55 68V67H54ZM93 68V67H92ZM95 68V67H94ZM93 68V69H94ZM143 69L142 70H144V68H145V65H144V67H142ZM162 68V67H161ZM182 68V67H181ZM216 68V67H215ZM214 68V69H215ZM236 68V67H235ZM23 69V68H22ZM77 69H79V68H77ZM81 69V70H80ZM79 70H80V72L79 73H81L82 72V76H83V74L84 73H86V72H83V70H82V68H80ZM92 69V70H93ZM108 69V70H107ZM146 69V68H145ZM149 69V68H148ZM175 69V68H174ZM241 69V68H240ZM247 69V70H248ZM54 70H56V69H54ZM61 70V69H60ZM95 70V72H96V69H94ZM93 70V71H94ZM147 70V69H146ZM172 70V69H171ZM178 70V69H177ZM193 70V69H192ZM197 70V69H196ZM228 70V69H227ZM230 70H232V68H230ZM248 70V71H249ZM24 71H26V69H24ZM28 71V70H27ZM39 71V70H38ZM59 71V70H58ZM105 71V72H106ZM110 71H111V69H110ZM149 71V70H148ZM151 71V70H150ZM182 71V70H181ZM221 71V70H220ZM243 71V70H242ZM250 71V72H251ZM64 72H65V70H64ZM89 72L90 71H88L87 73L89 74ZM97 72H99L100 73V71H98L97 70ZM104 72V73H105ZM162 72V71H161ZM183 72V71H182ZM190 72V71H189ZM213 72V71H212ZM235 72V71H234ZM238 72H239V70H238ZM244 72V71H243ZM94 73V72H93ZM98 73V74H99ZM103 73V74H104ZM116 73V72H115ZM119 73V72H118ZM151 73V72H150ZM185 73V72H184ZM195 73H196V71H195ZM246 73V72H245ZM257 73H259L258 75H257ZM66 74V73H65ZM91 74V73H90ZM94 74H96V73H94ZM98 74H97V76H98ZM102 74V76H104ZM107 74V73H106ZM105 74V75H106ZM110 74V73H109ZM148 74H149V72H148ZM160 74V73H159ZM164 74V75H163ZM163 74H160V75H162L163 76V78H164V76L166 77L164 80H166L167 79V81H171V85L172 84H177V83H179V82H176L177 81V79L175 80V78H174V76L173 75H167L166 73H163ZM169 74V73H168ZM171 74V73H170ZM174 74V73H173ZM204 74V75H205ZM213 74H215V73H213ZM230 74V73H229ZM232 74V73H231ZM234 74V73H233ZM237 74V73H236ZM256 74V75H255ZM53 75H54V73H53ZM80 75V74H79ZM85 75V74H84ZM92 75V74H91ZM101 75V74H100ZM124 75V74H123ZM127 75V74H126ZM156 75V74H155ZM188 75V74H187ZM243 75H245V74H243ZM81 76V77H82ZM86 76V75H85ZM93 76V78H95V77H97L96 75L94 76V75H92ZM149 76V75H148ZM154 77V75H150V78L151 77ZM172 77V79H174V81L173 80H171V79H169V77ZM178 76V75H177ZM183 76V75H182ZM206 76V75H205ZM241 76V75H240ZM80 77V78H81ZM88 77L89 76H87V78L85 77V80L87 81V83H88V81L90 80V77H89V79H88ZM98 77H100V76H98ZM124 77V76H123ZM152 77V78H153ZM159 77V76H158ZM196 77V78H197ZM225 77V76H224ZM259 77V78H260ZM22 78V77H21ZM56 78V77H55ZM55 78H54V80H55ZM115 78H116V76H115ZM149 78V77H148ZM161 78V77H160ZM183 78V77H182ZM234 78V77H233ZM260 78V79H261ZM83 79V78H82ZM88 79V80H87ZM102 79H103V77H102ZM111 79V78H110ZM132 79V78H131ZM130 79V80H131ZM169 79V80H168ZM195 79V78H194ZM198 79V78H197ZM250 79V78H249ZM260 79H259V81H257L256 83H254L255 85H253V88H255L256 89V87L258 88V89H256V90H258V91H256L255 89H254V92L256 93H260L259 94V97L261 98V96H264V88H259V87H261V85L264 83L263 81H264V79H262L261 81H260ZM23 80V79H22ZM39 80V79H38ZM46 80V79H45ZM48 80V79H47ZM47 80H46V83H47ZM84 80V82H86ZM99 80V79H98ZM119 79H116V81H118ZM133 80V79H132ZM179 80V79H178ZM253 80V79H252ZM256 80H258V79H256ZM83 81V80H82ZM116 81H115V84H117L116 83ZM127 81V80H126ZM195 81V80H194ZM90 82V81H89ZM100 82V81H99ZM173 82V83H172ZM197 82H199V81H197ZM224 82V81H223ZM258 82H260L261 84H260V86L258 85ZM46 83H44V84H46ZM54 83V82H53ZM52 83V84H53ZM118 83H121V81H118ZM31 84V83H30ZM82 84H84V83H82ZM95 85L96 84V82H92L91 81V83H90V87H86L87 89V92H85L84 93V91H82L85 95H86V93L89 95V93H90V90L91 89H93V91H94V88H91V87H93V86H91V85ZM101 84V83H100ZM99 84V85H100ZM110 84V83H109ZM128 84H130V83H128ZM132 84V83H131ZM31 85H33L34 86V88L36 87L33 83L31 84ZM42 85V84H41ZM80 85V84H79ZM104 85V84H103ZM103 85H102V87H103ZM123 85V84H122ZM256 85H258V86H256ZM42 86H44V85H42ZM85 86H87V84L86 85H83V86H81L80 85V87L82 88H84ZM89 86V85H88ZM97 86V85H96ZM101 86V85H100ZM100 86H98V87H100ZM114 86V85H113ZM117 86H118V84H117ZM116 86V87H117ZM127 86V85H126ZM202 86V85H201ZM256 86V87H255ZM264 86V85H263ZM262 86V87H263ZM37 87H38V85H37ZM55 87V86H54ZM101 87V88H102ZM105 87H107V86H105ZM105 87H104V89H105ZM115 86H114V88H116ZM120 87H122V86H120ZM119 87V88H120ZM175 87H177V86H175ZM80 88V89H81ZM88 88L90 89V90H88ZM118 88V87H117ZM116 88V89H117ZM119 88L117 89V90H119ZM122 88H125V86L124 87H122ZM127 88H128V86H127ZM130 88V87H129ZM129 88H128V90H126V88L125 89H123V92L120 94V95H114V98H112V96H109V98H112V100L110 99V101H108L109 102V104L111 103L112 105H113V107H114V110H115V112H116V114H117V116H115L116 118H120L121 119V121L123 122H121L122 124V129H123V127H126V126H123V125H125V124H129V120H131V121H133V118H131V116L134 114V116H138L139 114H141V116L139 115V117H140V119H139V121L137 120V123L135 122L134 123V125H132V127L134 126V127H136V128H143V126L145 125V123H144V120L142 119L144 116L142 115L143 113H141V108L140 107H142V106H140V104H138V106H139V109L140 110H138V111H140V113H138V115H136L137 113H134L133 111V114L130 112V111H128L129 109H131L130 107L132 106V105H136L134 102L132 103L131 102V97L129 96L128 97V95H126V97H128V100H126V97L124 98V95H123V93L125 92V90L126 91H128L129 93H132L134 96H135V94H136V96L138 97V94L137 93H135L136 91L135 90H133V92H130L129 91ZM225 88H227V87H225ZM231 88V87H230ZM80 89L78 88H76V93L75 94H77V95H81V92H78V91H80ZM85 89V88H84ZM98 90H100V88H97ZM103 89V88H102ZM103 89V90H104ZM107 89H108V87H107ZM107 89L106 90H104V94H105V91H107ZM111 89V88H110ZM109 89V90H110ZM121 89V88H120ZM141 89V88H140ZM159 89V88H158ZM208 89V88H207ZM210 89V88H209ZM214 89V88H213ZM251 89H252V87H251ZM34 90V89H33ZM74 90H75V88H74ZM82 90V89H81ZM97 90V91H98ZM113 89H111L110 91H112ZM116 90V91H117ZM122 90V89H121ZM120 90V91H121ZM142 90V89H141ZM253 90V89H252ZM252 90H250V91H252ZM69 91V90H68ZM88 91H89V93H88ZM96 91V90H95ZM115 91V89H114V92H112V95H113V93L114 94H118V91L116 92ZM135 91V92H134ZM139 91V89L137 90V92ZM212 91V90H211ZM214 91V90H213ZM25 93V95L27 96L28 94H33V91L32 90H25L24 91ZM38 92V91H37ZM109 92V91H108ZM141 92V91H140ZM207 92V91H206ZM249 92V91H248ZM82 93V95L81 96H83L84 94ZM92 93V92H91ZM97 93V94H96ZM100 93V94H99ZM102 92H95V96L97 97H99V98H101V99H103V97H101L102 95H103V93L101 94ZM107 93V92H106ZM127 93V92H126ZM135 93V94H134ZM215 93V92H214ZM251 93H253V92H251ZM144 94V93H143ZM213 94V93H212ZM254 94V93H253ZM253 94H251V95H253ZM46 95V94H45ZM84 95V96H85ZM86 95V99L87 100H89L88 99V97H91V98H93V97H95L94 95ZM107 95H108V93L107 94H105V95H103V96H105V97H107ZM109 95H111V93L109 94ZM130 95V94H129ZM140 95L142 96V92L140 93ZM139 95V96H140ZM210 95V94H209ZM247 95V94H246ZM255 95V94H254ZM261 95V96H260ZM80 96V97H81ZM135 96V97H136ZM214 96V95H213ZM96 97H95V100H101V99H99L98 97H97V99H96ZM105 97H104V103L107 105L108 104V102L106 103L105 102ZM136 97V98H137ZM217 97V96H216ZM249 97V96H248ZM255 97V96H254ZM258 97V96H257ZM256 97V98H257ZM78 98V97H77ZM82 98H84V97H82ZM90 98V99H91ZM133 98V97H132ZM136 98H134V101L136 100ZM199 98V97H198ZM250 98V97H249ZM139 99H140V97H139ZM197 99V98H196ZM196 99H194V100H196ZM200 99V98H199ZM213 99V98H212ZM55 100V99H54ZM92 100V99H91ZM90 100V102L93 104H95V102L96 101H91ZM97 100V101H98ZM103 100H101L102 101V103H103ZM108 100V99H107ZM151 100V99H150ZM163 100V99H162ZM259 99H257V101H258ZM86 101V100H85ZM98 101V102H99ZM133 101V100H132ZM140 101V100H139ZM153 101V100H152ZM8 102V101H7ZM89 102V104H88V106L89 105H91V103ZM136 102V101H135ZM138 102V101H137ZM197 102H199V100L197 101ZM102 103H100V104H102ZM104 103L102 104L103 105V107L104 106H106V105H104ZM132 103V104H131ZM152 103V102H151ZM108 104V105H109ZM148 104V103H147ZM177 104V103H176ZM176 104H174V105H176ZM231 104V103H230ZM264 104V103H263ZM85 105V104H84ZM96 105H98L97 103L94 105V107L96 106ZM101 105V106H102ZM112 105H111V108H113L112 107ZM131 105V106H130ZM144 105V104H143ZM148 105H150V104H148ZM206 105V104H205ZM238 105H239V103H238ZM250 105V104H249ZM255 105V104H254ZM128 106H129V109H127L128 108ZM137 106V107H138ZM235 106V105H234ZM86 107V106H85ZM91 107V106H90ZM93 107V106H92ZM92 107H91V109H92ZM100 107V106H99ZM155 108H156V105L154 106ZM231 107V106H230ZM257 107V106H256ZM260 107V106H259ZM258 107V108H259ZM135 108V107H134ZM133 107H132V110L134 109ZM150 108H151V106H150ZM149 108V109H150ZM166 108V107H165ZM232 108V107H231ZM86 109H88L87 107H86ZM94 109V108H93ZM97 109H98V107H97ZM100 109V108H99ZM123 109V111L125 110V109H127V112L126 111H124V113L122 114V110ZM138 109V108H137ZM154 109V108H153ZM156 109H158V108H156ZM155 109V110H156ZM257 109V108H256ZM103 109L101 108V111H102ZM108 110H110V109H108ZM107 110V111H108ZM114 110L112 111L113 113H114ZM159 110V109H158ZM165 110V109H164ZM263 110V109H262ZM90 111H92V110H90ZM96 111V110H95ZM99 111V110H98ZM106 111V112H107ZM135 111V110H134ZM137 111V110H136ZM135 111V112H136ZM94 111H92L90 114L91 115H95L96 114V112L95 113H93ZM109 112H111V111H109ZM108 112V113H109ZM111 112V113H112ZM126 112V113H125ZM173 112V111H172ZM172 112H170L171 114H172ZM232 111L230 110V113H231ZM253 112H255V111H253ZM37 113V112H36ZM102 112H100V114H101ZM103 113L105 114V112H104V110H103ZM120 113L122 114V115H120ZM154 114H155V112H154ZM253 114V113H252ZM90 115V116H91ZM93 115V116H94ZM96 115H99L98 114V112H97V114ZM95 115V116H96ZM106 115V114H105ZM219 115V114H218ZM234 115V114H233ZM253 115H255V113L253 114ZM104 116V115H103ZM103 116L101 117L100 115L99 116H97V117H100V118H103ZM143 116V117H142ZM252 116V115H251ZM108 117V118H107ZM114 117V118H115ZM157 117V116H156ZM172 117V116H171ZM179 117V116H178ZM245 117V116H244ZM250 117V116H249ZM254 117V116H253ZM255 117H257V116H255ZM259 117V116H258ZM94 118V117H93ZM96 118V117H95ZM105 118H107V119H109V115L107 116L106 115V117H104L103 119L105 120H103V122H106L107 120L105 119ZM251 118V117H250ZM111 119H113L112 117H110V119L107 121V123H109V121L111 120ZM169 119V118H168ZM174 119H175V117H174ZM254 119H257V118H254ZM95 120H97V119H95ZM116 119H113V121L111 120V122H114ZM229 120V119H228ZM233 120V119H232ZM129 121V122H128ZM158 121V120H157ZM90 122V121H89ZM95 122V121H94ZM100 122H101V120H100ZM102 122V123H103ZM110 122V123H111ZM125 123V124H124ZM132 123V122H131ZM130 123V124H131ZM161 123V122H160ZM235 123V122H234ZM106 124V123H105ZM115 124V123H114ZM157 124H159V122H157ZM163 124V123H162ZM108 125H110V126H113L112 125V123L111 124H108ZM160 125V124H159ZM158 125V126H159ZM164 126V125H163ZM169 126H170V124H169ZM104 127V126H103ZM121 127H119V128H121ZM155 127H156V125H155ZM159 127H161V128H163L162 126H159ZM159 127H157V128H155V129H157V130H160V128ZM113 128V127H112ZM128 128V127H127ZM131 128V127H130ZM171 128V127H170ZM233 128V127H232ZM236 128V127H235ZM234 128V129H235ZM238 128V127H237ZM121 129V130H122ZM129 129V128H128ZM144 129V128H143ZM167 127H166V129H162V130H164V131H162V132H164V134H165V132L167 133V132H169V131H167ZM178 129V128H177ZM112 130V129H111ZM125 130H126V128H125ZM131 130V129H130ZM166 130V131H165ZM172 130V129H171ZM178 131H179V129H178ZM238 131V130H237ZM17 132V131H16ZM176 133V132H175ZM178 133V132H177ZM176 133V134H177ZM159 134H161L160 132H159ZM158 134V135H159ZM169 133H167L166 134V137L167 136H169L170 137V134L168 135ZM174 134V133H173ZM176 134L175 135H171V143H170V141H169V146H168V148L170 147H174L175 148V146L174 145H176L178 142H179V144H180V135H179V138H178V136H176ZM179 134V133H178ZM162 135V137H163V134H161ZM149 136H151L152 137V139L154 140V144H155V146L156 145H159L160 143H162V142H160V140L157 138V137H155L152 133L151 134H149ZM165 136V135H164ZM173 136V137H172ZM174 136H176L175 138H177V139H175L174 138ZM218 136V135H217ZM121 137V136H120ZM168 137V138H169ZM28 138V137H27ZM122 138V137H121ZM167 138V139H168ZM174 138V139H173ZM163 139V138H162ZM170 139V138H169ZM125 140V139H124ZM164 140H166L165 138H164ZM163 141V140H162ZM208 141V140H207ZM164 142V141H163ZM165 142H167V140L165 141ZM209 142V141H208ZM23 144V143H22ZM30 144V143H29ZM168 144V143H167ZM210 144V143H209ZM209 144H207V145H209ZM161 146V145H160ZM211 146V145H210ZM214 146H216V145H214ZM158 147V146H157ZM167 148V149H168ZM211 148V147H210ZM220 148V147H219ZM218 148L217 147H213L212 148V150H214V152L213 151H211V152H213V153H211V154H208V155H210L209 157H207V156H205L206 157V159L207 160H209L208 162H207V164L208 163H210V162H212V163H216V160H218L219 162L218 163H220V160L217 158L218 156L216 155L217 154V152H218V150H217ZM170 150V149H169ZM173 150V149H172ZM175 150V149H174ZM32 151V150H31ZM30 151V152H31ZM176 151V150H175ZM182 151V153H179L178 151H176L175 153L173 152L171 155H172V157H173V159H175V160H177L178 161V163H181L182 164V160L184 159H186L187 157V154H184L183 153V151L184 152H186L184 149L183 150H180V152ZM215 151H216V153H215ZM166 152V151H165ZM172 152V151H171ZM222 152V151H221ZM13 153H14V149H13V147H11V146H9V145H7L1 138H0V264H73V260H71L70 259V257H68V255H71V254H69V252L68 251H66V250H64L63 248H61V247H59L58 246V244L53 240V238H51V237H48L47 239H41V240H39V241H32V240H30V239H27V238H25V237H22V227H21V225H19L18 223L17 224H14V221H13V210L15 209V210H19V205H20V202H18V193L15 191V189H14V187H13V183H12V178L10 177L11 175L9 174V173H11V172H9V170H10V168H11V166H12V159H13ZM167 153V152H166ZM210 153V152H209ZM27 155V154H26ZM167 155V154H166ZM169 155V154H168ZM167 155V156H168ZM206 155V154H205ZM25 156V155H24ZM199 156V155H198ZM198 156L196 157L197 158V160L199 159L198 158ZM202 156H204V155H202ZM201 156V157H202ZM32 157V156H31ZM34 157V156H33ZM200 157V156H199ZM200 157V159H202ZM205 157L203 158V159H205ZM24 158V157H23ZM29 158V157H28ZM166 158V157H165ZM168 158V157H167ZM31 160V159H30ZM33 160V159H32ZM181 164H179L180 165V167L182 168V169H186V168H184V167H186L185 165H181ZM222 164V163H221ZM32 165V164H31ZM178 165V166H179ZM211 165V164H210ZM210 165H207V166H205V167H207V169H208V171H209V173L210 172H212L211 174H214L215 173V170H214V173H213V171H210L209 170V166ZM28 166V165H27ZM34 166V165H33ZM183 166V167H182ZM220 166H222V165H220ZM224 166V165H223ZM222 166V167H223ZM188 167V166H187ZM205 167H203V168H205ZM211 167H213L212 165H211ZM215 167V166H214ZM226 167V166H225ZM225 167H223V171H225L226 173H227V168L224 170V168ZM31 168V167H30ZM216 168V167H215ZM215 168H212L211 170H213V169H215ZM220 168V167H219ZM25 169V168H24ZM221 169V168H220ZM220 169H218V170H216V171H220ZM222 170V169H221ZM182 171V173L181 174H183L184 172H183V170H181ZM188 171H190L189 170V168H188ZM221 172V171H220ZM14 173V172H13ZM187 173H189V172H187ZM186 173V175L188 176V174ZM203 173H204V175L206 176V175H208V176H210L211 177V174L209 175V174H205L206 172H204L203 171ZM208 173V172H207ZM218 172H216V180H215V182L217 181V177L219 176V178L221 179V175L222 174H224L223 172H222V174L221 173H219V175L217 174ZM229 173V172H228ZM24 174H27L26 172L24 173ZM173 174V173H172ZM179 174V173H178ZM190 175H191V172L189 173ZM194 174V173H193ZM221 174V175H220ZM232 174V173H231ZM230 173H229V175H231ZM185 175V174H184ZM183 175V176H184ZM226 175H228V174H226ZM228 175V176H229ZM182 176V177H183ZM193 176V175H192ZM204 176V177H205ZM228 176H227V178L226 177H224L223 176V182H222V185H220V181H219V184L217 183V184H214L213 182H212V180H211V182L210 181H208V179H207V182H208V184H210V183H212V184H214V185H216L215 186V188H211L212 190H210V191H214V193L216 192V190H217V188H218V192L219 191H221L222 193H224L227 197L229 196V195H232V193H230V192H232L233 191V195H232V197H231V199L233 198L234 200L235 199H237V197H236V195H235V191H234V182H232V181H230V179H228ZM19 177V176H18ZM230 177V176H229ZM233 177H236V175L235 176H233ZM206 178H208V177H206ZM211 178H214L213 176L211 177ZM231 178V177H230ZM39 179V178H38ZM37 179V180H38ZM205 179V178H204ZM34 180V179H33ZM203 180V179H202ZM209 180H210V178H209ZM187 181V180H186ZM193 181V180H192ZM203 181H205L206 182V180H203ZM189 182H191V181H189ZM206 182V183H207ZM210 182V183H209ZM184 183V182H183ZM27 184V183H26ZM54 184V183H53ZM57 184V183H56ZM205 184V183H204ZM207 184V185H208ZM59 185V184H58ZM211 185V184H210ZM209 185V186H210ZM214 185H211V187H213ZM241 185H243V184H241ZM241 185H240V187H241ZM203 186H205V185H203ZM246 187L248 186V184L247 185H245ZM250 186V185H249ZM60 187V186H59ZM62 187V186H61ZM39 188V187H38ZM55 188H56V186H55ZM205 188V187H204ZM242 188V187H241ZM243 188H244V186H243ZM252 188V187H251ZM191 190H193V189H191ZM199 190H201V189H199ZM204 190L205 189H203V190H201V191H199V192H201V194H202V192H204ZM208 190V189H207ZM206 191V190H205ZM191 192V191H190ZM199 192H196V193H198V194H196V193H194V195L196 194V196H198L200 193ZM217 192V198H219L218 197V195H219V193ZM54 193V192H53ZM208 192H206V194L204 195V196H206V195H208L207 194ZM209 193H211V192H209ZM230 193V194H229ZM212 194V193H211ZM216 194V193H215ZM215 194H213V196L215 195ZM221 194V193H220ZM53 195V194H52ZM223 196L224 197V199L227 201V202H229V198L228 199H226V196ZM204 196H201V197H203L204 198ZM209 197V199H210V201H211V199L213 198L214 199V197L212 196V198H211V196L210 195H208ZM53 197V196H52ZM199 197V196H198ZM215 197H216V195H215ZM222 197V196H221ZM223 197L221 198V199H223ZM230 197V196H229ZM202 198V199H203ZM206 198V197H205ZM207 198V199H208ZM216 198V199H217ZM249 198V197H248ZM212 199V200H213ZM230 199V200H231ZM245 199V198H244ZM243 199V200H244ZM250 199V198H249ZM252 199H253V197H252ZM204 200V199H203ZM239 200H240V198H239ZM241 200H242V198H241ZM51 201H52V199H51ZM59 201V200H58ZM62 201V200H61ZM205 201V200H204ZM214 201H215V199H214ZM214 201H212V202H214ZM221 201V200H220ZM222 202V203H227V202ZM236 201H238V199L236 200ZM54 202V201H53ZM212 202H209V203H212ZM216 202V201H215ZM215 202H214V204H215ZM258 202V201H257ZM33 203V202H32ZM206 203V202H205ZM238 203V202H237ZM240 203V202H239ZM213 204V203H212ZM244 204V203H243ZM49 205V204H48ZM210 205L211 204H209V207H210ZM216 205V204H215ZM226 205V204H225ZM241 205V204H240ZM216 206H218V204L216 205ZM232 206V205H231ZM242 206V205H241ZM48 207V206H47ZM208 207V206H207ZM208 207V209H211V210H214V209H212V207H213V205L209 208ZM226 207H228L227 205H226ZM205 208H206V206H205ZM213 208H215V207H213ZM218 207H216V209H217ZM220 208V207H219ZM242 208V207H241ZM48 209V208H47ZM131 209V208H130ZM216 209H215V211H216ZM226 209V208H225ZM231 209H232V207H231ZM49 210H51L50 208H49ZM221 210V209H220ZM219 210V211H220ZM229 210V212H233V210H231L230 211V209H228ZM239 210H240V208H239ZM242 210V209H241ZM244 207H243V211H241L242 212V214H244L243 212H244ZM218 211V212H219ZM237 211V210H236ZM141 212V211H140ZM221 212V211H220ZM223 212V211H222ZM247 214H248V212H246ZM245 213V214H246ZM84 214V213H83ZM222 214V213H221ZM233 214H235L236 215V213H235V211L233 212ZM232 213H230V215L231 216H234ZM238 214H240V213H237V215ZM241 214V215H242ZM247 214H246V216H247ZM228 215V212L226 211V216ZM236 215V216H237ZM224 216V215H223ZM231 216H227V217H231ZM235 216V217H236ZM91 217H92V215H91ZM96 217V216H95ZM119 217V216H118ZM238 218H239V216H237ZM236 217V218H237ZM81 218V217H80ZM93 218H94V216H93ZM237 218V219H238ZM247 219H248V217H246ZM101 219V218H100ZM232 219H233V217H231V220H229L230 222H232ZM236 219V220H237ZM246 219V220H247ZM82 220V219H81ZM118 220V219H117ZM234 220V219H233ZM240 218H239V220H237V222L239 223L240 222ZM245 220V219H244ZM89 221V220H88ZM141 221V220H140ZM148 221V220H147ZM96 222V221H95ZM99 222V221H98ZM110 222V221H109ZM139 222V221H138ZM144 222V221H143ZM241 222H242V220H241ZM97 223V222H96ZM119 223H120V221H119ZM51 224V223H50ZM141 224V223H140ZM111 225V224H110ZM112 226V225H111ZM141 226V225H140ZM145 226V225H144ZM114 227V226H113ZM112 227V228H113ZM117 226L115 225V227L114 228H116ZM112 228H111V230H112ZM141 228V227H140ZM104 230V229H103ZM102 230V231H103ZM105 230H107V229H105ZM109 230V229H108ZM114 231V230H113ZM135 231V230H134ZM147 231V230H146ZM110 232V231H109ZM130 232V231H129ZM136 232V231H135ZM132 234V233H131ZM140 235V234H139ZM137 236V235H136ZM158 236V235H157ZM135 237V236H134ZM138 237V236H137ZM133 238V237H132ZM131 238V239H132ZM136 239V240H135ZM134 240L136 241V242H138L139 243V240H137L138 238H135ZM140 239V238H139ZM142 239V238H141ZM131 241V240H130ZM133 241V240H132ZM140 242H141V240H140ZM40 244V246H39V248H41L40 250L39 249H35V247H36V245H39ZM134 244H132V246H133ZM140 245V244H139ZM146 245V244H145ZM129 246H130V243H129ZM144 246V245H143ZM148 246V245H147ZM131 247V246H130ZM136 247H137V245H136ZM140 247V246H139ZM145 247V246H144ZM133 248V247H132ZM136 249V248H135ZM154 249V248H153ZM152 249V250H153ZM91 252H92V250H91ZM91 252L89 253V254H91ZM136 252V251H135ZM134 252V253H135ZM153 252V251H152ZM157 253V252H156ZM139 254V253H138ZM137 254V255H138ZM158 255V254H157ZM242 255V254H241ZM241 255H240V257H238V259L240 260V258H241V260L243 261V262H241V263H246L247 261L245 260L246 258H244L243 256L241 257ZM147 256V255H146ZM146 256H145V258H146ZM235 256V255H234ZM233 255H231V258L232 257H234ZM235 259V258H234ZM237 259V260H238ZM97 260V259H96ZM238 260V261H239ZM140 261V260H139ZM235 262H237L236 261V259L234 260ZM133 264H135V262H132ZM74 264H76V262H74ZM81 264H89V263H86V262H82ZM235 264H237V263H235Z\"/></svg>",
	"mask_w": 264,
	"mask_h": 264
}]
</instances>
